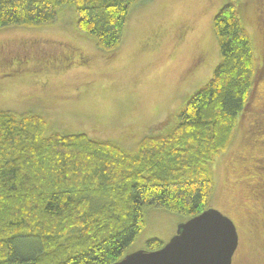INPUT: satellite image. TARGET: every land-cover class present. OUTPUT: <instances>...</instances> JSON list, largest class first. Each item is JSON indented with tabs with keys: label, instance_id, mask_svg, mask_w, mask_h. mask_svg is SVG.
Here are the masks:
<instances>
[{
	"label": "trees",
	"instance_id": "trees-1",
	"mask_svg": "<svg viewBox=\"0 0 264 264\" xmlns=\"http://www.w3.org/2000/svg\"><path fill=\"white\" fill-rule=\"evenodd\" d=\"M139 1L0 0V29L53 25L71 6L77 31L113 50ZM233 1L213 19L221 59L212 77L171 130L151 129L134 151L87 132L49 131L40 113L0 111V264H111L129 253L146 207L188 218L210 207L212 166L264 67ZM164 244L154 237L145 249Z\"/></svg>",
	"mask_w": 264,
	"mask_h": 264
},
{
	"label": "rangeland",
	"instance_id": "rangeland-1",
	"mask_svg": "<svg viewBox=\"0 0 264 264\" xmlns=\"http://www.w3.org/2000/svg\"><path fill=\"white\" fill-rule=\"evenodd\" d=\"M230 1H139L113 50L100 49L77 31L71 6L53 25L3 27L0 111L40 113L49 131L87 132L134 151L151 129L171 130L177 114L212 77L221 59L213 19ZM233 2L252 37L253 55L264 54V0ZM262 70L235 137L212 166L210 207L231 219L238 234L231 264H264ZM144 216L128 252L144 250L154 237L166 243L188 218L155 205Z\"/></svg>",
	"mask_w": 264,
	"mask_h": 264
},
{
	"label": "water",
	"instance_id": "water-1",
	"mask_svg": "<svg viewBox=\"0 0 264 264\" xmlns=\"http://www.w3.org/2000/svg\"><path fill=\"white\" fill-rule=\"evenodd\" d=\"M175 234L155 251L135 250L111 264H231L238 247L235 223L208 207L177 225Z\"/></svg>",
	"mask_w": 264,
	"mask_h": 264
}]
</instances>
